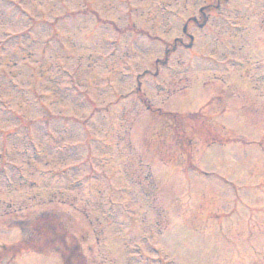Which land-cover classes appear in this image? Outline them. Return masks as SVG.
<instances>
[{
	"label": "rangeland",
	"instance_id": "374dc122",
	"mask_svg": "<svg viewBox=\"0 0 264 264\" xmlns=\"http://www.w3.org/2000/svg\"><path fill=\"white\" fill-rule=\"evenodd\" d=\"M51 221L77 264H264V0H0V264H65Z\"/></svg>",
	"mask_w": 264,
	"mask_h": 264
},
{
	"label": "trees",
	"instance_id": "16d2710c",
	"mask_svg": "<svg viewBox=\"0 0 264 264\" xmlns=\"http://www.w3.org/2000/svg\"><path fill=\"white\" fill-rule=\"evenodd\" d=\"M45 226V225H44ZM37 227H39V228H42L41 226H37ZM54 227L52 226V225H50L48 228H46L48 231H51L52 229H53ZM63 235H64V238H66V235L63 233ZM63 238V237H62ZM64 238L61 240V244H62V246L63 247H67L68 245H66V243H65V241H64ZM74 248H76L75 246H73V249ZM17 252H19L18 251V248L17 249H15ZM80 257V256H79ZM66 263H67V261H65Z\"/></svg>",
	"mask_w": 264,
	"mask_h": 264
}]
</instances>
